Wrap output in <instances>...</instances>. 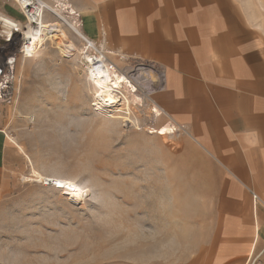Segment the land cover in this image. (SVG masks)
Returning <instances> with one entry per match:
<instances>
[{
    "label": "rangeland",
    "instance_id": "obj_1",
    "mask_svg": "<svg viewBox=\"0 0 264 264\" xmlns=\"http://www.w3.org/2000/svg\"><path fill=\"white\" fill-rule=\"evenodd\" d=\"M41 1L77 27L68 0ZM255 5L245 3L249 17L258 12L264 20V3L259 11ZM0 15L16 19L27 36L17 0H0ZM44 20L60 28L33 51L24 50L30 33L22 41L11 101H0V122L16 146L0 203V264H211L222 166L176 124L161 121L152 93L163 76L149 62L97 41L89 46L48 9ZM85 53L108 67L119 96L111 106L95 94ZM32 167L72 179L82 195L31 180ZM147 243L156 247L150 252Z\"/></svg>",
    "mask_w": 264,
    "mask_h": 264
},
{
    "label": "crops",
    "instance_id": "obj_2",
    "mask_svg": "<svg viewBox=\"0 0 264 264\" xmlns=\"http://www.w3.org/2000/svg\"><path fill=\"white\" fill-rule=\"evenodd\" d=\"M68 1L84 38L107 51L149 62L159 71L162 83L152 93V102L161 121L176 124L212 165L222 166L211 264H239L260 250L264 20L258 12L249 17L244 5L254 3L259 11L264 0ZM3 8L15 11L10 3ZM8 20L17 24L14 18ZM3 107L0 102V115ZM14 146L0 122V203L11 185Z\"/></svg>",
    "mask_w": 264,
    "mask_h": 264
},
{
    "label": "bare ground",
    "instance_id": "obj_3",
    "mask_svg": "<svg viewBox=\"0 0 264 264\" xmlns=\"http://www.w3.org/2000/svg\"><path fill=\"white\" fill-rule=\"evenodd\" d=\"M45 9L50 10L51 13H53L59 20L63 21L74 33L78 34L84 41H86L89 46L94 47L93 43L90 42L89 40H86V38H84L80 34L77 27L75 25L71 24V22L69 20H67L64 16H62L59 11L53 9L51 7V5H48L46 2H43L41 0H37L36 8L32 12H30V18L35 20L36 23L34 24V23H30L29 21H26V26L29 27L27 36H25L24 30H21V32L23 34V39H24L22 41H25V39L28 37V35L30 33L28 40L26 39L25 44H24V50L25 51L30 52V51H33L38 46H40V44L42 43V41L44 39V36L51 32V28H54V29L60 28L58 25L59 23H53L52 22L53 24L51 25V23L46 22L45 20H44L45 22L41 21V16H42V13ZM11 24L13 25L14 23L8 21L6 25H11ZM38 24H39L38 27L37 26L34 27L35 25H38ZM14 25H17V24H14ZM30 30H31V32H30ZM60 33H62V32H60ZM60 33L57 32L56 34H60ZM60 35H61L60 39H61L62 44H66L68 39H67L65 33L60 34ZM83 57L85 58V60L89 64V73H90V76L92 78V82L95 85H97V87H98V90L95 92L97 98H99L105 104H108L109 106H111L110 103L117 102L118 100L116 98H118L119 96L113 92V90L111 89L112 86L109 85V83H108V80L110 78L108 67L106 66V64L104 62L99 63L98 61H94L90 57V55H87L86 53L84 54ZM95 85H94V87H95ZM8 137L10 140L14 141L13 137H11V136H8ZM18 148H19V150L23 151V147L20 144H18ZM29 162L31 164L30 159H29ZM33 167L31 168V173H32V176H35V178H30L31 180L38 181L40 183L44 182V183H48V184H50L52 181L54 184H56L58 186L70 188L74 192L75 195H78V196L82 195V193H83L82 189L72 179L64 178L63 176H58V175H50V174L44 175V174L38 172L37 170H35ZM160 241H162V240L160 239ZM158 243H161V242H158ZM146 246H147V249L151 252L152 249H154L156 247V244L154 243V245H152V244L150 245L147 243Z\"/></svg>",
    "mask_w": 264,
    "mask_h": 264
},
{
    "label": "built area",
    "instance_id": "obj_4",
    "mask_svg": "<svg viewBox=\"0 0 264 264\" xmlns=\"http://www.w3.org/2000/svg\"><path fill=\"white\" fill-rule=\"evenodd\" d=\"M37 6V0H17V7L23 13L26 21L36 23L30 18L32 12ZM7 20L0 15V101H11L9 92L11 87V78L14 73V62H16L17 52L22 50L23 34L20 26L6 25ZM18 45V47H16ZM256 198L255 195H253ZM246 264H264V245L256 253L251 254Z\"/></svg>",
    "mask_w": 264,
    "mask_h": 264
}]
</instances>
